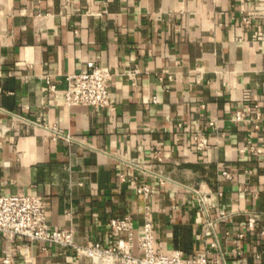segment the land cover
I'll return each mask as SVG.
<instances>
[{"label":"crops","instance_id":"crops-1","mask_svg":"<svg viewBox=\"0 0 264 264\" xmlns=\"http://www.w3.org/2000/svg\"><path fill=\"white\" fill-rule=\"evenodd\" d=\"M90 62L113 75L110 107L66 106L65 76ZM145 184L162 253L264 264V0H0V194L40 197L52 228L107 247L110 219L142 231ZM5 258L86 263L0 237Z\"/></svg>","mask_w":264,"mask_h":264},{"label":"built area","instance_id":"built-area-1","mask_svg":"<svg viewBox=\"0 0 264 264\" xmlns=\"http://www.w3.org/2000/svg\"><path fill=\"white\" fill-rule=\"evenodd\" d=\"M243 22L248 24L249 18H244ZM64 80L66 106H88L96 109L110 107L113 75L107 67L90 62L79 73L67 75ZM51 89L53 90L54 87L51 86ZM245 116L242 112H236V121H246ZM29 124L45 129L54 140L62 139L68 143H80L68 134L52 127L48 128L39 122H29ZM193 142L199 149H204L207 144L203 137L196 135L193 137ZM130 165L146 171L135 163ZM136 193L144 200L142 231L135 234L130 216L110 219L107 227L116 240L107 247L100 242L78 244L75 241L73 229L52 228L47 221L44 201L40 197L29 195L0 194V237L10 242L16 238H22L30 243L71 249L77 257L86 260L85 264H224L223 258L221 261L214 262L203 253L184 260L179 253L167 256L157 249L154 220L151 216L152 187L148 184L142 185L137 188ZM199 200L204 205V198L199 197ZM226 217L228 215L225 212H219L218 219ZM256 222L257 219L251 216L248 219L247 228L250 231L254 230ZM208 227L212 228L211 221L208 222ZM1 264H10L9 258H5Z\"/></svg>","mask_w":264,"mask_h":264}]
</instances>
